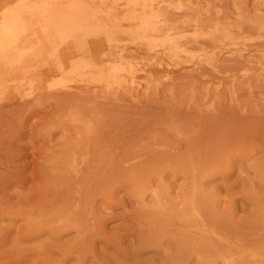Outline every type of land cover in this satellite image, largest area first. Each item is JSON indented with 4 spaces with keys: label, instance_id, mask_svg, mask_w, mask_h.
I'll use <instances>...</instances> for the list:
<instances>
[{
    "label": "rangeland",
    "instance_id": "rangeland-1",
    "mask_svg": "<svg viewBox=\"0 0 264 264\" xmlns=\"http://www.w3.org/2000/svg\"><path fill=\"white\" fill-rule=\"evenodd\" d=\"M97 26L0 56V264H264L262 34L240 26L177 59Z\"/></svg>",
    "mask_w": 264,
    "mask_h": 264
},
{
    "label": "bare ground",
    "instance_id": "bare-ground-1",
    "mask_svg": "<svg viewBox=\"0 0 264 264\" xmlns=\"http://www.w3.org/2000/svg\"><path fill=\"white\" fill-rule=\"evenodd\" d=\"M178 1H180L181 3L182 0H38V4L29 3L27 2V0H17L14 7L9 9H0V12H2L0 13V56L7 57L11 51L12 46L16 45L21 41L31 42V40L33 41L37 38H40L41 41L38 43L33 42L29 44L31 45L29 48V52L26 54L20 53L18 54V56H26L27 54L42 55L41 52L46 50L49 46H52L57 43L60 39H63L61 40L60 44L58 43L55 47H53L52 52L56 51L57 49L59 50L62 48L66 37L77 33L79 34L84 32L86 33V37L88 36V38L92 40H97L107 32L104 28L97 26L98 29L95 33H87L84 30V27L87 26V24L95 23H97L99 26L104 25L106 29L115 32L120 30L123 25H127V29L135 35L136 42H138L141 47H144L146 49L153 48V46H155L156 48L159 47L164 51L171 52L175 55V57L177 56V59L181 55L182 51H187L189 49L190 45L191 47L189 50H191L193 48L192 44L193 46L195 45L194 43L200 44L201 41H209L215 43L219 40V36L220 38L224 39V41L230 40L235 35L234 33H236V31H239V29L242 30V28L243 30H245L246 27L249 30V27H252L251 29L258 31L257 33H261V37L264 40V23L262 21L264 19V15L258 13L260 8L264 7V0H256V15H251L247 17L244 16L243 13L245 12L244 7H247V2L244 1L246 4H243L240 3L239 0H230L232 3H234V10L236 12L235 14L232 13V15H238L237 17H235V21L237 22H235L236 26H239L238 30H236L237 27H235L236 29L233 28V23H230L227 20H233V16L231 15V13L226 12V14L224 12L228 7L224 6V8L223 5H226L227 2H225L224 4L222 3L223 5H220L221 7H223L222 9L224 11H218V5L215 4V6L217 5V8L213 6V1L216 2L215 0H183L184 4L182 5H188L186 8H180L183 6L178 3ZM177 3L178 5L176 7ZM202 3H205L206 5L202 6ZM3 7L4 6H2V8ZM227 15L229 18H227ZM174 16L176 19L178 16L179 20L174 21ZM178 21H181L182 25L184 26L185 24H183V22L186 23L189 27L187 29H184V26H182L184 28H180L181 26L177 28L176 22L178 23V26L179 24H181ZM240 26H242V28H240ZM189 28L194 31V33H192V37L186 36L189 32H193L191 30L189 31ZM180 29H184L182 30L183 33L185 30H188V33L186 35L183 34V36H179V34L182 33ZM176 30L181 32L178 33L176 32ZM113 49L116 50L117 48ZM125 50L126 49L124 48V51ZM47 51L49 52V50ZM125 65H128V63ZM83 69H86V67H84ZM124 72H127L126 68L124 69L120 66L114 67L109 75V82L111 83L114 80L116 82V78L121 76ZM118 80H121L120 77L119 79H117V82ZM120 82L118 83L119 85H121ZM116 86L117 85H115V87ZM108 87H110V85Z\"/></svg>",
    "mask_w": 264,
    "mask_h": 264
}]
</instances>
